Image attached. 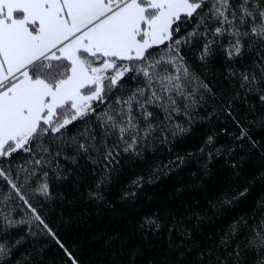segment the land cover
I'll return each mask as SVG.
<instances>
[{
    "label": "snow or ice",
    "instance_id": "6c2138e0",
    "mask_svg": "<svg viewBox=\"0 0 264 264\" xmlns=\"http://www.w3.org/2000/svg\"><path fill=\"white\" fill-rule=\"evenodd\" d=\"M218 112L238 129H221L232 144L217 148L209 132L199 158L176 153L120 199L136 206L145 185L193 159L203 180L223 154L235 181L205 188L203 205L164 203L133 218L141 246L125 248L120 264H139L144 248L158 254L149 264H264V194L214 239L202 231L264 182V0H0V264H45L44 237L62 264H82L45 219L46 204L102 208L123 157L173 151ZM256 158L260 168L245 176ZM85 172L96 179L81 192Z\"/></svg>",
    "mask_w": 264,
    "mask_h": 264
},
{
    "label": "trees",
    "instance_id": "16d2710c",
    "mask_svg": "<svg viewBox=\"0 0 264 264\" xmlns=\"http://www.w3.org/2000/svg\"><path fill=\"white\" fill-rule=\"evenodd\" d=\"M244 115L240 118L243 119ZM225 128L230 133L238 131L223 113L218 112L211 120L205 119L198 122L194 126V134L185 138L181 143H174L173 151H168L167 148H157L149 149L141 158L123 157V163L119 166L121 171L115 174L113 182L106 189L107 203L102 208L87 199H81L75 204L62 203L57 200L54 204L49 203L44 207L45 219L66 246L78 255L82 264H120V256L124 255L125 248L131 249L133 243L138 247L141 246L138 240L134 241L130 238V225L133 218L139 219L143 212L150 211L164 203L174 210L181 209L182 201L194 203L200 200L203 205V197L206 195L205 188L213 192L220 191L232 185L236 178L232 176L227 163L231 157L223 154L217 155L216 160L209 165L212 175L204 177L203 180L198 175L200 164L197 163V159H193L174 172L161 176L153 184L145 185L136 206L123 203L120 199L121 192L138 176H146L157 165L167 164L169 158L174 159L176 153L182 155L193 153L199 158L198 146L209 132L218 134L217 148L221 146L227 148L233 141L229 134L221 131ZM253 131L259 132V126ZM245 149H247V144H245ZM261 163L260 159L256 158L250 166L246 167L245 176L258 170ZM95 179L96 177L89 172L83 173L79 181L83 187L79 190L85 192L95 183ZM178 187L183 193L179 197L175 195ZM262 194H264V182L257 180L248 201L236 207L235 211L212 217L211 222L207 223L202 231L206 236L210 235L214 239L221 233V230L227 229L236 214L249 211L255 199ZM64 199H68L67 194ZM113 233H123V235L109 245L106 241L112 237ZM40 247L45 250L43 257L45 264H62V253L50 237H44ZM157 255L153 249L144 248L137 260L139 264H149Z\"/></svg>",
    "mask_w": 264,
    "mask_h": 264
}]
</instances>
